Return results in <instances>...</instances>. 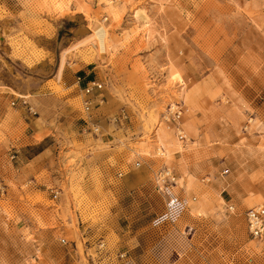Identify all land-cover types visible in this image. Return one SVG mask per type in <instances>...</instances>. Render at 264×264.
Returning <instances> with one entry per match:
<instances>
[{
    "label": "rangeland",
    "instance_id": "obj_1",
    "mask_svg": "<svg viewBox=\"0 0 264 264\" xmlns=\"http://www.w3.org/2000/svg\"><path fill=\"white\" fill-rule=\"evenodd\" d=\"M95 20L104 55L86 41ZM37 79L70 134L52 174L70 184L63 205L1 181L0 264H264L245 221L264 205V0H0L1 94L29 103ZM89 79L103 84L90 120ZM93 156L108 167L82 169Z\"/></svg>",
    "mask_w": 264,
    "mask_h": 264
},
{
    "label": "crops",
    "instance_id": "obj_2",
    "mask_svg": "<svg viewBox=\"0 0 264 264\" xmlns=\"http://www.w3.org/2000/svg\"><path fill=\"white\" fill-rule=\"evenodd\" d=\"M64 75L66 74L63 66L60 70H56L55 76L63 77ZM31 81L32 86L28 94L31 95L29 103L38 107L39 115L37 117L26 115L25 108L18 102L11 105L14 98L9 92H4V95L1 94L0 90V181H3L4 184L7 183L6 190L8 192L13 193L12 190H15L16 198L19 195L24 196L26 192L23 191V187H28L27 189L30 190V193H27L28 195L36 192L45 193L47 199L51 201H55L57 195L60 194V202L64 205L62 201L65 200V194L56 186L63 183L68 185L70 182H64L63 179L57 180L58 177H53L52 174L56 165L59 166L62 154L65 155L67 152L66 146L68 143L70 145L73 144H71V140L65 139L67 135H70L68 134L69 132L59 127L62 125V120L63 123L65 122V119L60 116L61 113L57 114L58 119L56 121L52 118L51 111L45 110V104L56 99L55 95L51 91H48L49 87L45 79ZM65 83L66 81H62L60 86H65ZM7 89L16 92L11 87L7 86ZM18 94L20 93L18 92ZM22 94L25 95L24 93ZM97 95L100 94L98 91H95L93 93V103H95L94 98ZM52 120L56 121L55 124ZM81 136L87 138L91 136V132H87L86 130L81 131ZM78 143L79 146L77 147H79V150H84L88 147V149H93L90 147V144L86 145L82 141ZM92 158L87 162L80 161L83 164L82 169L89 168L87 163L91 164L90 169H96L97 171L108 167V164H104V162H108V159L98 161L97 156H93ZM133 177L134 175L125 176V179L131 180ZM144 181V179L139 180L136 186L127 188L128 191L134 189L135 192L136 189L139 190L141 188L140 184ZM55 192H58V194H55ZM52 209V207L45 208L48 212L52 211ZM61 216L66 217L65 209H61Z\"/></svg>",
    "mask_w": 264,
    "mask_h": 264
},
{
    "label": "built area",
    "instance_id": "obj_3",
    "mask_svg": "<svg viewBox=\"0 0 264 264\" xmlns=\"http://www.w3.org/2000/svg\"><path fill=\"white\" fill-rule=\"evenodd\" d=\"M85 78L83 76H77L76 80L77 83H81ZM103 84L99 81L89 79L84 82V85L81 88L82 92V109L85 115H87V118L90 120V113L92 109V103H93V93L95 91L100 92L103 89ZM16 102L12 101L11 105H14ZM22 107L26 109V111L29 114L34 115L36 112L34 110V107L31 106L27 100L20 98L19 102ZM183 114L182 107L179 105H174L173 110L170 112V117L167 118V121L178 124L179 119L181 118ZM177 138L181 141H184L186 138V135L183 133L182 130L176 129ZM136 167L140 166L139 162H136L134 164ZM228 170H224L222 174H226ZM118 175H121L120 173ZM157 180L161 183L164 182H171L174 183L175 176L172 174L169 168H162L157 173ZM0 181V191L3 190V185ZM245 221H246V227L249 236L252 239L258 240V241H264V205L254 206L251 208H248L245 212ZM61 243H65L64 239H61Z\"/></svg>",
    "mask_w": 264,
    "mask_h": 264
},
{
    "label": "bare ground",
    "instance_id": "obj_4",
    "mask_svg": "<svg viewBox=\"0 0 264 264\" xmlns=\"http://www.w3.org/2000/svg\"><path fill=\"white\" fill-rule=\"evenodd\" d=\"M90 31L91 33L88 35L86 41L93 47H97L100 54H106L109 49L110 30L103 25L102 21L99 22L95 20L94 26L90 28ZM81 44H83V42Z\"/></svg>",
    "mask_w": 264,
    "mask_h": 264
}]
</instances>
